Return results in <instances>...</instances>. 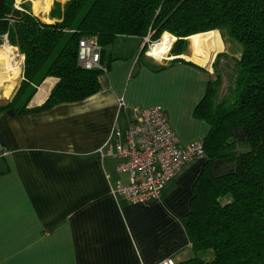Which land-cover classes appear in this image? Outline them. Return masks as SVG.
Returning <instances> with one entry per match:
<instances>
[{"label": "crops", "instance_id": "0c3cea01", "mask_svg": "<svg viewBox=\"0 0 264 264\" xmlns=\"http://www.w3.org/2000/svg\"><path fill=\"white\" fill-rule=\"evenodd\" d=\"M118 38L102 54L107 68L93 95L38 109L57 83L48 77L25 112L0 110V264H157L192 256L184 221L206 159H192L176 171L160 198L130 204L110 193L117 181L126 182L115 169L120 159L101 158L97 150L107 140L111 146L123 141L110 136L112 130H126L135 108L151 106L166 112L179 145L203 141L210 127L194 109L211 71L180 55L161 62L139 56L137 39ZM231 43L238 58L240 47ZM48 83L45 97H38ZM234 136L241 138L239 131ZM208 169L220 176L235 163L217 160Z\"/></svg>", "mask_w": 264, "mask_h": 264}, {"label": "trees", "instance_id": "16d2710c", "mask_svg": "<svg viewBox=\"0 0 264 264\" xmlns=\"http://www.w3.org/2000/svg\"><path fill=\"white\" fill-rule=\"evenodd\" d=\"M34 13L23 2L16 7L15 0H0V43L5 39L23 56V79L0 110L25 112L48 77L57 83L38 109L93 95L107 68L102 54L118 37L135 38L142 46L144 37L156 42L167 32L177 38L171 55L186 56L189 40L194 57L195 35L218 30L240 47L239 57L231 59L235 70L227 96L219 97L217 74L194 109L210 128L202 141L206 161L184 221L192 256L177 264H264V0H66L53 1L47 12L53 22ZM92 36L101 46L104 71L77 66L79 40ZM226 55L216 54L214 72ZM235 131L241 138L235 139ZM217 160L233 161L235 169L213 176L208 168Z\"/></svg>", "mask_w": 264, "mask_h": 264}, {"label": "built area", "instance_id": "2783aa9c", "mask_svg": "<svg viewBox=\"0 0 264 264\" xmlns=\"http://www.w3.org/2000/svg\"><path fill=\"white\" fill-rule=\"evenodd\" d=\"M148 36L143 46L149 48ZM147 51V50H146ZM144 55L147 56V52ZM101 46L95 37H84L78 42L76 63L85 70H102ZM161 61V60H160ZM121 108L122 98L117 99ZM135 117L124 131L113 129L110 136L122 138L114 146L107 140L97 152L101 158L116 156L120 159L116 172L126 175L123 184L117 181L111 186V196L125 199L130 204H140L160 198L166 184L190 160L205 158L202 141H192L185 146L178 144L166 112L160 106L135 108ZM157 264H177L172 258H165Z\"/></svg>", "mask_w": 264, "mask_h": 264}, {"label": "bare ground", "instance_id": "6f19581e", "mask_svg": "<svg viewBox=\"0 0 264 264\" xmlns=\"http://www.w3.org/2000/svg\"><path fill=\"white\" fill-rule=\"evenodd\" d=\"M50 1L51 0H40L39 4L42 5L46 11L50 8ZM175 39L176 38L173 35L167 32L163 33L162 37L158 41L150 45L146 51L147 56L155 59L156 61L167 58V53L169 52ZM195 40L196 54L200 56L198 60L202 62V65L205 68L210 70V64L214 57H216V53L221 52L224 47L221 35L219 31L212 30L196 34ZM182 58L190 59L189 57L183 56ZM20 62V56L16 55L15 50L11 48L9 44L6 43L0 48V88L2 87L4 90L1 97L7 98L12 93V89H14L19 75L20 70L18 68V64H20ZM49 87V83L41 87V93L38 94V97H45L47 94L46 91Z\"/></svg>", "mask_w": 264, "mask_h": 264}, {"label": "rangeland", "instance_id": "374dc122", "mask_svg": "<svg viewBox=\"0 0 264 264\" xmlns=\"http://www.w3.org/2000/svg\"><path fill=\"white\" fill-rule=\"evenodd\" d=\"M53 1H59V2H61V3H63L64 1H66V0H52V2H51V4H50V8H51V6H52V4H53ZM24 3V4H26V5H28L29 7H30V9H31V11H33V12H35L34 14H39L40 16H38V17H42V19H43V17H47V14H43L42 15V13L40 14V12H43V11H45L44 10V8H43V6L42 5H40V4H38V3H40V0H15V5H16V7H20V4L21 3ZM50 8L48 9V10H50ZM48 10H46V12H48ZM44 21V20H43ZM218 31V30H217ZM204 33V32H203ZM219 33H220V35H221V39H222V41H223V44H224V47H223V50L221 51V52H224V53H226V54H228V55H226L227 57H224V58H222V59H220L219 60V62H218V64H217V70H216V72H214V70H213V68H212V63H213V61H214V59H215V57H214V59H213V61L211 62V64H210V71H211V74H212V79L211 80H214L215 79V77L217 76V74H219L220 75V77H221V82H222V84H221V87H220V89H219V97L220 98H223V97H226L227 96V93H228V86L232 83V81H233V76H234V70H235V67H234V62L231 60L232 59V55H234V51L232 50L233 48H232V46H234V45H232L233 43H231V41L225 36V34H224V32H220L219 31ZM163 35V34H162ZM162 37V36H161ZM160 37V38H161ZM117 40H119V38H117ZM152 43H154V42H152ZM4 44H6V41L4 40V42H2V43H0V48L4 45ZM172 47V46H171ZM236 47V46H235ZM107 46H106V52H107V54H108V51H107ZM118 46H116V48H115V52L117 53L118 52ZM171 49V48H170ZM147 50H148V48H147ZM170 51V50H169ZM15 53H16V55H18L19 53L17 52V49L15 50ZM217 53H220V52H217ZM216 53V54H217ZM183 55H186V56H189V57H192L193 59V62H197V61H199L198 60V58H200V56H198L197 54H196V51H195V56L193 57V52H192V48H191V45H190V41L189 40H186L185 41V50H184V52L182 53ZM167 58H165V59H162L161 61H166V60H169V59H172L171 58V56H174V55H171L169 52L167 53ZM180 56H182V55H180ZM179 56V57H180ZM216 56V55H215ZM149 57V56H148ZM238 57V56H237ZM149 58H151V57H149ZM151 59H153V58H151ZM184 59V58H183ZM153 60H155V59H153ZM156 61V60H155ZM160 61V60H159ZM160 61V62H161ZM201 64H202V62L201 61H199ZM198 63V62H197ZM18 68H19V75H18V78H17V80H16V85H15V87H14V89H16L17 88V86H18V83H19V80H20V77L19 76H21L20 75V73H21V63L20 64H18ZM14 89H12L13 91H12V93L15 91ZM3 88L1 87L0 88V97H1V95H2V93H3ZM12 93L10 94V96L12 95ZM9 96V97H10ZM9 97H7V98H5V97H1L0 98V104H2L5 100L7 101V99L9 98Z\"/></svg>", "mask_w": 264, "mask_h": 264}, {"label": "water", "instance_id": "95a60500", "mask_svg": "<svg viewBox=\"0 0 264 264\" xmlns=\"http://www.w3.org/2000/svg\"><path fill=\"white\" fill-rule=\"evenodd\" d=\"M4 38H6V36H4ZM175 38H176V37H175ZM4 40H5V39H4ZM176 40H177V38L175 39V41H176ZM175 41H174V42H175ZM174 42H173V43H174Z\"/></svg>", "mask_w": 264, "mask_h": 264}]
</instances>
